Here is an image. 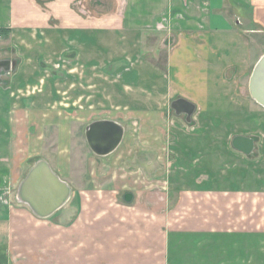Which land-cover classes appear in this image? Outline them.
Here are the masks:
<instances>
[{"label":"crops","instance_id":"crops-1","mask_svg":"<svg viewBox=\"0 0 264 264\" xmlns=\"http://www.w3.org/2000/svg\"><path fill=\"white\" fill-rule=\"evenodd\" d=\"M91 1L0 0V69L15 62L0 73V264H264V236L249 222L226 221L218 235L216 215L204 227L171 220L142 171L195 166L196 191L226 197L195 214L243 211L233 203L264 188V109L248 90L264 54V0H97L90 14ZM178 99L195 107L190 124L170 109ZM96 121L123 128L107 156L86 141ZM237 136L254 140L258 160L233 149ZM136 139L145 154L132 152ZM159 148L155 162L137 161ZM37 160L71 189L47 218L17 198ZM106 161L130 166L108 180L129 190L103 188L95 165Z\"/></svg>","mask_w":264,"mask_h":264},{"label":"rangeland","instance_id":"rangeland-1","mask_svg":"<svg viewBox=\"0 0 264 264\" xmlns=\"http://www.w3.org/2000/svg\"><path fill=\"white\" fill-rule=\"evenodd\" d=\"M96 3H97V0H92L87 6H85L87 8V11L90 12V14L97 13ZM49 135L51 134L49 133L45 134L46 137H48ZM77 135L80 138L77 141V147L82 148V150L81 149L79 150V151H82L80 152L81 155L79 156V160L82 161V163L84 164L85 158H87L86 156L87 153H85V151L87 150L85 149L86 142L83 136H81V133ZM140 135L142 134H139V136ZM158 138L159 139L156 141H158V143H161L160 134ZM141 142H143L142 139L141 140L136 139L137 145H135V142L133 143L134 149L133 148L131 149L133 153L135 151H138L141 154H145L143 153L145 151L140 149V148H143L144 146L143 143ZM159 149H152L148 151V154L146 153V156L140 155V154L137 155V161L144 162L147 159H153V161L155 162L156 158L160 157L162 154V150L161 149L159 150ZM230 151L232 150L230 149ZM129 152H130L129 148L125 150L126 154H128ZM257 152L255 151L254 154L251 155V157L249 158L250 162L252 161L255 162L256 159L257 160L259 159L258 157L259 154ZM48 153L49 154L51 153V155H53L52 153H54V151L48 150L44 152V154H48ZM226 156H229V154H227ZM53 157H55V154L53 155ZM93 158L96 161L98 160V157L94 156ZM260 160H263V159H259V163L257 167L261 171L264 172V162ZM111 162L109 161L108 162L106 161L104 163L97 162V165H95V167L98 169L97 172L100 174L101 173L104 174V177H102L103 178L102 181H100V183L102 182L103 184V188H105L107 192L112 191V190L116 192L119 189L121 190L120 192L129 190L128 187L122 186L124 182L118 180L117 179L118 177H116V179H114L113 181H108V180H110L112 173L119 171L121 168L129 169L130 166L122 165V164L119 165V163L116 164L115 162L114 163H111ZM194 167L195 166L193 165L185 167V166H179V165H168V164H158V163L157 164L154 163V165H148L146 166L145 170H142L143 172H146L147 176L149 177L147 181L148 184L147 183L145 184L144 182L143 188H146V185H147V187L150 188L151 192L155 194L154 196L158 197V200H159L158 202L160 204L164 203L169 206V213L167 215L171 217V220L173 219L177 220V218L178 217L180 218L181 216L184 217L183 220H192V219L200 220L201 219L203 221V227H204L206 226V224H209V220H213V217L216 215L219 221L218 225H219V230H220L218 235H224L225 228L223 225H225L226 221L233 219L234 221L243 220L245 222H249V234L251 236H255V235L264 236V188H261L259 190L251 189L250 194L248 196H245L242 199L238 198L237 202L233 203L234 206H239L241 208H242V205L244 204L243 211H237L236 209L234 212L230 214L226 212H217V214H215L209 211L203 212L200 214H195L194 211L204 210L205 207H208L211 204L217 203L218 206L224 205L226 197L224 195H220L218 196V198H215L216 199L215 200L214 198H211L208 195H206L208 194V192L205 194L204 190L202 193H198V191H196L195 189L196 182L195 180H193L194 177H192L194 176V173H195ZM82 168L84 167H81V169ZM85 168L87 170V164ZM63 175L66 176V173H64V171H63ZM104 182H105V185H104ZM209 185H210L209 181H204L202 182L201 188H206V187L209 188ZM150 190L148 192H150ZM141 203H147L146 197L142 199ZM178 206H184L187 208L189 207L191 210L186 209L187 212L183 214H179V213H176ZM196 207H199V208L201 207V209H196ZM245 208H247V210Z\"/></svg>","mask_w":264,"mask_h":264},{"label":"water","instance_id":"water-1","mask_svg":"<svg viewBox=\"0 0 264 264\" xmlns=\"http://www.w3.org/2000/svg\"><path fill=\"white\" fill-rule=\"evenodd\" d=\"M0 73H8L15 62L4 63ZM251 99L264 109V54L254 65L248 82ZM170 109L176 116H184L186 123H191L195 107L190 102L178 99L172 101ZM123 136V128L111 121H96L85 129L86 141L91 151L97 156L111 154L119 145ZM234 150L245 155H251L254 150V140L248 137L233 138ZM71 194V189L55 174L44 160H37L21 181L18 200L26 204L38 218H47L62 208Z\"/></svg>","mask_w":264,"mask_h":264},{"label":"trees","instance_id":"trees-1","mask_svg":"<svg viewBox=\"0 0 264 264\" xmlns=\"http://www.w3.org/2000/svg\"><path fill=\"white\" fill-rule=\"evenodd\" d=\"M0 32H3V30H0Z\"/></svg>","mask_w":264,"mask_h":264}]
</instances>
